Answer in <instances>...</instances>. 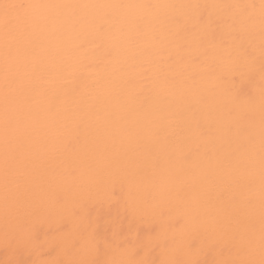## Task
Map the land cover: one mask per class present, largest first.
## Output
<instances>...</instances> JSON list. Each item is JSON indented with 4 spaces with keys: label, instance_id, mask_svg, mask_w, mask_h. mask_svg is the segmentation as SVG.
Returning a JSON list of instances; mask_svg holds the SVG:
<instances>
[{
    "label": "bare ground",
    "instance_id": "obj_1",
    "mask_svg": "<svg viewBox=\"0 0 264 264\" xmlns=\"http://www.w3.org/2000/svg\"><path fill=\"white\" fill-rule=\"evenodd\" d=\"M0 264H264V0H0Z\"/></svg>",
    "mask_w": 264,
    "mask_h": 264
}]
</instances>
